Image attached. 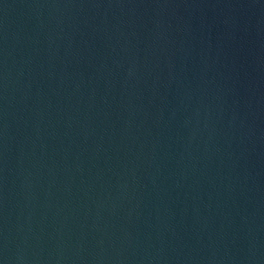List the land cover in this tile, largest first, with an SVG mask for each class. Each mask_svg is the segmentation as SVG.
Here are the masks:
<instances>
[{"label":"water","instance_id":"95a60500","mask_svg":"<svg viewBox=\"0 0 264 264\" xmlns=\"http://www.w3.org/2000/svg\"><path fill=\"white\" fill-rule=\"evenodd\" d=\"M0 264H264V0H0Z\"/></svg>","mask_w":264,"mask_h":264}]
</instances>
